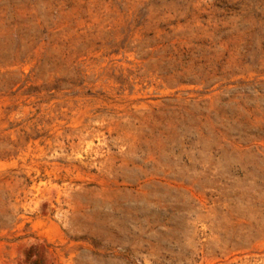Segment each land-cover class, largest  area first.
<instances>
[{"label": "rangeland", "instance_id": "1", "mask_svg": "<svg viewBox=\"0 0 264 264\" xmlns=\"http://www.w3.org/2000/svg\"><path fill=\"white\" fill-rule=\"evenodd\" d=\"M0 264H264V0H0Z\"/></svg>", "mask_w": 264, "mask_h": 264}]
</instances>
